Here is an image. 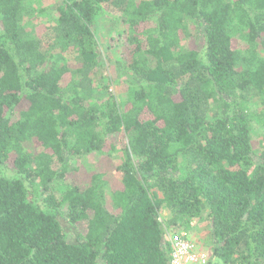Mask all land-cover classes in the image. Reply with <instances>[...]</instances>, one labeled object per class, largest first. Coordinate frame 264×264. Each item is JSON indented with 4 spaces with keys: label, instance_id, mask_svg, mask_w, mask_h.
<instances>
[{
    "label": "trees",
    "instance_id": "1",
    "mask_svg": "<svg viewBox=\"0 0 264 264\" xmlns=\"http://www.w3.org/2000/svg\"><path fill=\"white\" fill-rule=\"evenodd\" d=\"M102 14L120 19L131 56L117 64L122 99L92 103ZM192 26L201 50L182 46ZM255 122L264 125V0H0V162L19 176L0 175V264H170L166 231H189L204 212L212 259L264 264ZM118 148L111 210L104 171L66 181L70 162ZM62 208L84 226L76 241Z\"/></svg>",
    "mask_w": 264,
    "mask_h": 264
},
{
    "label": "rangeland",
    "instance_id": "2",
    "mask_svg": "<svg viewBox=\"0 0 264 264\" xmlns=\"http://www.w3.org/2000/svg\"><path fill=\"white\" fill-rule=\"evenodd\" d=\"M48 0H45V5ZM113 15V14H112ZM115 16V15H113ZM40 22L43 21L42 18L39 19ZM95 36L97 45L101 54L102 63L99 67L95 69L92 74L95 85L98 89V92L95 93L94 97L90 98V101L93 103L96 101L97 97H103L106 99L111 95H114L115 98L121 100L125 91L124 88V77L120 76V71L117 69L118 62L122 61L123 65H126L130 59L131 47L126 42V33L123 31V25L120 19L114 18L112 16L102 14L97 18L95 24ZM192 28L191 38L188 41H185L182 46H191L198 50L202 49L203 41L198 38L199 34ZM75 69L76 65H72ZM127 72V70H123ZM128 75V74H123ZM125 76V77H126ZM257 110V107L254 110ZM254 146L256 149L260 148L261 139L264 136V125L261 123H254ZM122 152L120 148L114 151L111 155H100L99 153H94L79 162H70L71 172L68 175V181H74L76 183L85 181L91 172L94 171H104L106 177L110 181L108 187V206L112 210L110 195L112 190L120 186V177L117 170L118 165L122 163ZM78 169V170H76ZM0 175L7 177H19L17 173L5 166L0 162ZM26 182V180H25ZM26 186L29 191V199L33 202H36L40 207L47 209L46 202L44 201L46 194L40 188L38 191L35 190L29 182H26ZM64 189L63 183L56 182L52 186V192L56 195H60ZM168 210V211H166ZM169 214V215H168ZM65 210L62 208L60 212L59 219L65 230L66 237L69 241H76L79 237V233L84 229L83 224L79 223L76 226L72 225L67 218L65 217ZM160 217L163 221L169 220L171 217V212L169 209L163 208L160 212ZM210 221L207 218L206 212L203 216L196 220L193 224V227L189 229L193 238L196 240L199 248L202 251H205L212 258V248L209 241L210 234ZM180 230L168 229L166 235H172Z\"/></svg>",
    "mask_w": 264,
    "mask_h": 264
},
{
    "label": "built area",
    "instance_id": "3",
    "mask_svg": "<svg viewBox=\"0 0 264 264\" xmlns=\"http://www.w3.org/2000/svg\"><path fill=\"white\" fill-rule=\"evenodd\" d=\"M167 238L171 247L170 264H226L215 261L202 251L187 229H181Z\"/></svg>",
    "mask_w": 264,
    "mask_h": 264
},
{
    "label": "crops",
    "instance_id": "4",
    "mask_svg": "<svg viewBox=\"0 0 264 264\" xmlns=\"http://www.w3.org/2000/svg\"><path fill=\"white\" fill-rule=\"evenodd\" d=\"M166 211H168V210H166ZM169 212H170V210H169ZM169 215V214H168Z\"/></svg>",
    "mask_w": 264,
    "mask_h": 264
}]
</instances>
